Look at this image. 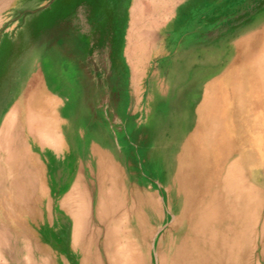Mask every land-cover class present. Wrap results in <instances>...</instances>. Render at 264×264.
<instances>
[{"label":"bare ground","instance_id":"6f19581e","mask_svg":"<svg viewBox=\"0 0 264 264\" xmlns=\"http://www.w3.org/2000/svg\"><path fill=\"white\" fill-rule=\"evenodd\" d=\"M178 59L144 87L139 157L84 72L21 73L0 106V264H264V22Z\"/></svg>","mask_w":264,"mask_h":264},{"label":"rangeland","instance_id":"374dc122","mask_svg":"<svg viewBox=\"0 0 264 264\" xmlns=\"http://www.w3.org/2000/svg\"><path fill=\"white\" fill-rule=\"evenodd\" d=\"M50 1L51 11L44 13V18L41 14L29 12L30 6L25 0H7L3 3L0 25V106L8 101L22 72H55L58 80L66 75V70L84 72L83 88L87 91H97L96 103L102 104L104 112H109V108H112L116 118L120 120L118 123L121 130L117 134L123 135L122 139L126 141L127 148H124V152L127 149L133 156H141L142 146L138 142L143 136L142 129L145 124L144 109L141 105L142 102L145 103L146 98L147 88L144 87L149 85L147 83L154 73L170 72L174 62L179 61V52L190 44L188 33L195 30L193 22L187 18L186 23H183L184 27L179 29L178 44L169 45L172 50L177 48V54L174 50L170 54L168 52V55H163L169 57L168 59L146 61L140 67V72H133V64L129 62V72L126 61L105 59L111 56L110 53H113L114 57L117 56L121 42L124 25L121 0H113V6L108 5L107 21L103 15V20L98 22L93 18L95 14L90 12V0L83 2L80 12L74 11V0ZM195 1L191 0L189 9H192ZM202 1L205 15L201 21L208 23L209 28L203 29L204 24H201L203 28L197 31V35L209 34L210 42L233 41L240 34L264 22V0ZM190 12L192 15V11ZM33 18L34 26H37L34 31L29 28ZM106 24L114 33L113 41L117 44H104L105 37L101 38V44L96 43L95 26L97 25L100 31L99 28L104 29ZM75 25L76 32H81L82 38L73 37ZM43 41L45 43H41ZM65 60L68 61L66 65ZM64 228L65 226L59 225L52 233L53 240L58 243V249L64 246ZM37 232L38 236L42 233L41 230Z\"/></svg>","mask_w":264,"mask_h":264},{"label":"crops","instance_id":"0c3cea01","mask_svg":"<svg viewBox=\"0 0 264 264\" xmlns=\"http://www.w3.org/2000/svg\"><path fill=\"white\" fill-rule=\"evenodd\" d=\"M25 1L27 5L30 6L28 9L29 12L38 13L39 15L41 14L40 16H43V18L44 13L50 12L52 8L50 0ZM103 1H105V4H103ZM5 2H7V0H0V25L3 3ZM83 2L87 3V0H74L75 12L81 11ZM190 3L191 0H121V13L124 18L121 42L119 41L120 44L117 49V56L114 57L113 53H110L111 56L106 57L105 59L126 61L129 67V72H131L129 62L133 64V72H140V67L143 66L146 61L161 60L163 58L168 59L169 57H164L163 55H168V52L170 54V52L172 53L174 50L177 54V48L175 47V49L173 48L172 50V48H169V45L178 44L179 29L184 27L183 23H186L187 18L193 22L195 30L188 33L191 40L190 44H188V47L185 49H190L194 45L219 43L210 42L208 33L207 36L197 35V31H200L203 28L201 24H204L203 29L209 28L208 23L201 21V18L205 15L203 9L204 2L202 0H196L192 5V9H189ZM108 5L113 6V0H90V12L95 14L93 18L96 22L103 20L104 17V20L107 21ZM190 11H192V15ZM103 15L105 16L103 17ZM194 17H197L198 19H194ZM196 23L197 25L199 24L198 27L195 25ZM34 27L37 26H34L33 18L32 24L29 25V28L33 30ZM97 27L98 26L96 25L94 28L96 29L94 32L97 38V44H101L100 40L103 37L106 38L104 44L112 45L116 43L113 41L114 33L111 32V29H109L107 24L104 29L99 28L100 31ZM74 28L73 37L76 38L77 36L78 38H82L81 32H76V25ZM41 43L45 42L43 41ZM62 43L65 42L62 41ZM66 64H68L67 60H65V65ZM66 72L68 71L66 70Z\"/></svg>","mask_w":264,"mask_h":264}]
</instances>
